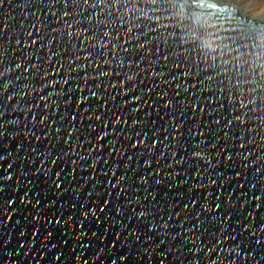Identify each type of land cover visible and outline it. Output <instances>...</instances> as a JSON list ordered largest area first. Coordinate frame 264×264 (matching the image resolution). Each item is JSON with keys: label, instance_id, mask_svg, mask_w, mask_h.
I'll return each mask as SVG.
<instances>
[{"label": "water", "instance_id": "obj_1", "mask_svg": "<svg viewBox=\"0 0 264 264\" xmlns=\"http://www.w3.org/2000/svg\"><path fill=\"white\" fill-rule=\"evenodd\" d=\"M127 7L115 31L0 0V264H264V91L234 101Z\"/></svg>", "mask_w": 264, "mask_h": 264}, {"label": "snow or ice", "instance_id": "obj_2", "mask_svg": "<svg viewBox=\"0 0 264 264\" xmlns=\"http://www.w3.org/2000/svg\"><path fill=\"white\" fill-rule=\"evenodd\" d=\"M60 2L65 8H78L81 3L92 8L107 7L108 14L98 22L97 28L104 26L115 31L125 28V25L118 24L114 19L116 12H120L119 20L126 19L123 10L135 15L127 7L128 4L135 3L141 12L146 8L150 9L155 14V19L147 16L137 17L141 22L139 24L136 20H130L132 27L128 28L129 32L139 29V34L144 37L150 33H155L158 37L160 28L157 25L162 28L171 27L176 33L175 42L188 53L185 59L195 61L197 69L205 73L210 81L224 85L232 94L234 101L238 98L241 103L245 99L252 103L254 102L252 95L259 96V93L264 91V0H227L226 6L212 0H99V3H94L93 0H60ZM141 4L144 7H139ZM209 12L223 13L225 22L209 25L205 19ZM68 15V11H65L64 16ZM216 18L219 19V16ZM165 19L170 24L162 23ZM149 20L151 23H148ZM173 21H179V24ZM210 28L216 31L212 32ZM104 36L110 38L107 32ZM140 47L144 48L145 44L141 43ZM124 51L127 52L128 49L125 48ZM163 58L167 60L169 57ZM16 67L19 68L20 65ZM4 75L5 71H0V79ZM104 75H107V72H104ZM92 95L95 96L96 93ZM244 107H247V104H244ZM0 135L3 133L0 132ZM56 187L59 188L60 185L57 184ZM141 215L143 216V213ZM235 254L240 255L239 252ZM113 264H116V261H113Z\"/></svg>", "mask_w": 264, "mask_h": 264}, {"label": "bare ground", "instance_id": "obj_3", "mask_svg": "<svg viewBox=\"0 0 264 264\" xmlns=\"http://www.w3.org/2000/svg\"><path fill=\"white\" fill-rule=\"evenodd\" d=\"M212 2H216L218 4H221V5H225L226 6L227 0H212Z\"/></svg>", "mask_w": 264, "mask_h": 264}]
</instances>
